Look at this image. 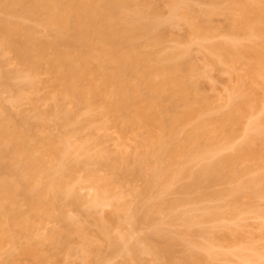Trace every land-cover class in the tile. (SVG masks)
I'll list each match as a JSON object with an SVG mask.
<instances>
[{
    "label": "rangeland",
    "instance_id": "rangeland-1",
    "mask_svg": "<svg viewBox=\"0 0 264 264\" xmlns=\"http://www.w3.org/2000/svg\"><path fill=\"white\" fill-rule=\"evenodd\" d=\"M22 1L0 0V20L23 24L35 42L55 44L58 37L75 35L73 27L60 33L46 10ZM136 1L128 8L130 14L138 10ZM142 2L155 12L152 19L142 20L155 24L156 35L142 33L131 44L157 59L177 53L182 71L191 70L180 74L189 75L195 87L191 100L200 98L207 107L173 140H166L168 149L182 147L202 120H210L208 129L224 126L230 138L218 137L208 145L210 151L184 147L185 155L182 150L174 159L178 170L172 168L177 171L170 176L181 174L183 166L185 175L174 178L170 188L164 179L156 186L152 165L137 174V159L147 151L145 140L151 131L158 133L156 129L134 126L101 97L90 100L86 82L70 90L69 69L59 51L51 48L42 56L21 57L17 38L0 36V127L6 126L9 136L24 132L29 154L46 161V168L37 167L33 175L11 162L15 170L7 177L21 185L29 181L32 188L48 176L58 183L46 194L41 210L33 212L23 194L9 207L10 201L0 200L20 212L16 217L0 214V264H264V0ZM226 44L232 51H210ZM128 78L132 85L141 82L139 77ZM169 93L162 95V105L175 116L181 102ZM227 115L236 125L222 122ZM2 140L0 154H5L11 140ZM228 156L235 157L232 169L220 165ZM209 164L220 166L221 174L195 187L191 174ZM152 205L157 210L151 211ZM20 220L29 227L21 229ZM28 246H34L35 253L20 249Z\"/></svg>",
    "mask_w": 264,
    "mask_h": 264
},
{
    "label": "bare ground",
    "instance_id": "bare-ground-1",
    "mask_svg": "<svg viewBox=\"0 0 264 264\" xmlns=\"http://www.w3.org/2000/svg\"><path fill=\"white\" fill-rule=\"evenodd\" d=\"M73 1L74 4L69 5L66 2V0H27V4L29 8L46 10L49 16L48 21L56 25L60 33L63 31H68L71 27H73L75 32L71 30L72 28L70 29L71 31H73V34L75 33L73 37L71 36L65 39L63 38L64 40L61 37H58L55 44L35 42L34 35L30 30H28L23 24L14 23L9 19L0 20V36L5 38H9V37L17 38L18 42L22 47L21 51L19 52V55L21 57L29 58L32 55L42 56L47 49H51V48L55 49L56 51H59L62 57L64 58L65 65L69 69L68 76L70 78V86H69L70 90L74 91L76 90L77 84L86 82L88 84V94L90 96V100H92L93 98L101 97L107 101V106L110 110H112L118 115L126 116L134 126H146L149 128L156 129L158 133L151 131L148 138L145 140L147 151L145 152L144 155L142 154L141 156H139L140 158L139 160L137 159L138 161L137 163L140 166V167L138 166L139 169L137 170L138 171L137 174L138 173H139L138 175L143 174L141 172L143 171L145 165H152L153 166V170L151 171L152 173L151 177L153 178L152 181L156 184V186H158L157 183H159L160 185V183L164 179V182L166 181L167 183L166 182L163 183L165 185L167 184L168 186V184H170L172 181L175 182L174 178L176 179L181 174L185 175L183 173H186L184 172L183 169L184 166L183 167L180 166L182 168L179 169V172H182V170L183 172L177 175V177H175V174H173L174 176H170L172 174V171L175 169L174 167H176V169L179 167L178 166L179 164L175 163L176 161H174V159L178 153H181L180 154L181 156L183 155L182 150L184 147L190 148L192 146L193 147L197 146L199 148L201 147L200 149L202 150L207 148L206 150L210 151V147L213 146L212 142L214 144V141L216 142V139L218 137L221 138V136L223 135L229 137L231 133L224 132L222 130L224 126L221 128L218 126L212 129H210L211 128L210 127L208 129V127L211 124L210 120L209 122L202 120L203 122L201 121L198 122L196 127L194 128V131L192 130L193 132L186 138V140L188 139V141L187 142L185 141L186 144V145L184 144L185 146L184 145L182 147L180 146V148H176L177 147L176 146L174 148L168 149L167 142L169 141V139L173 140L175 136L179 134L182 129H184L185 126L193 122L196 116L201 114V112L203 111L204 112L207 111L204 110V108L206 109L207 107H205L204 105L201 106L203 102H200L201 101L200 98L195 99L197 101L193 102L194 99L191 94H193V92H196V90L194 91L195 87H193L192 84L190 83L189 81L190 79L188 78L189 75H187L186 77L183 76L181 77L182 74L183 75L185 74L183 71L186 69L190 70V68L188 69L187 67L182 71L184 64L182 63L183 64L182 65L180 64V62L175 61V59L177 58L176 57L177 53H174L169 56L168 54L159 55L161 58L157 59L156 57H154L155 56L154 54L152 53L146 54V52H144L145 54L141 53L142 49L140 47L139 49L137 45L134 46L131 44L135 42L137 38H140L142 33L144 36L145 32L150 33L151 31L155 30L154 23L150 22L151 24L150 23L148 24L147 23L148 20H146L145 21L147 23L146 24L142 20L143 18L145 17L147 18L148 16L149 17L151 16L150 18L152 19L154 17L153 15L155 14V12L153 13L152 9H151L152 12H150V10L148 11L147 7H145L146 3L144 2L145 3L144 4L142 0L139 1L137 0L138 2L136 1L137 2L136 6L138 7V10H136L137 8H134L136 12L131 11L132 12L131 14L129 13L130 10H128V8H131L132 6L135 7V2H134L135 0H73ZM16 2L22 3L23 1L16 0ZM172 9L175 8L172 7ZM9 10L6 11L9 12ZM262 10L264 11V9ZM171 11L172 13H174L173 10ZM213 13L214 12H212V14ZM174 14L176 15L177 13L175 12ZM259 17H260V13H259ZM23 32H26V34H23ZM153 32H152V36L156 33ZM208 33L209 31L207 30L206 34L210 36ZM156 40H158V38H156ZM152 41L156 43L155 40ZM227 45L228 44H226V46L225 45L218 47L212 46L213 48L210 47L209 48L210 51L213 52L228 53L232 51V49L229 46L227 48ZM70 47L74 48L71 51L72 53L62 51L63 48H70ZM229 49L230 51H228ZM179 51L181 53V50ZM52 62L53 64H56L57 61L52 60ZM190 72L191 70L189 71V73ZM126 73L128 74L127 75L128 77L132 78L133 81H135L139 77L137 80L138 82L140 81L141 82L139 84L136 83L132 85L135 82L131 84L130 82L132 81L130 80V78H128L130 81L126 80L127 77L125 75ZM140 78L141 80L139 81ZM143 90L144 92L146 91L147 93L144 94ZM167 90L170 91L169 95L171 97L174 98L178 97V99H180L181 102L182 109L179 112L177 111V113H175V116L170 115L168 113V110L165 111L166 109L163 108L164 106L162 105L161 98H163L162 95ZM111 98H113V100L115 99V101L111 102V100H109ZM90 103L91 102H88V104ZM165 114L168 115L169 117L165 116ZM235 120L236 119L233 118V116L231 118V115L230 116L227 115V117L223 118L222 122L223 123L228 122L230 124V122L233 121L232 123L236 125ZM234 124H230V125L234 126ZM5 127L4 126L0 127L1 128L0 142L3 141L2 139L5 140L4 142H6L7 138L8 140L10 139L11 141L9 142L11 143L9 142L8 143H9V147L11 146L10 147L11 149L8 150L7 148L9 147H7L6 149L8 151H6L5 154L4 152L3 154H0V200L2 199L3 201L5 199L10 201V203H8V207H9V205H12L11 203L16 204V201L14 200V198H16L15 196H18L19 194L20 195L23 194L22 195L23 198L24 196L26 197V201L31 206L30 209H32L33 212L34 210L37 209L41 210L40 208L42 207V204L46 199L45 198L46 194L49 195L53 193L56 187L58 186V183L55 182V176L46 177V179H44L45 180L44 184L43 182H41L39 186L32 185L33 188L31 187L29 181L27 182L25 181L24 185L23 184L21 185V183L23 182L17 184L9 180L10 178L8 179L7 175L8 174L12 175L13 171L15 170V169L14 170L11 169L13 166L11 165V162L14 163V165L15 164L23 165L24 169L23 168L22 169L26 171L25 173L29 175L31 174L33 175L34 171H37L36 168L43 167L46 164V161H42L37 158H34L29 154L27 140H26L27 136L24 132H19V130H17L16 134L13 133L12 135L9 136L8 134H6L8 133V131ZM202 138L204 139V144L202 141H199ZM167 139L168 141H166ZM202 144L203 146H201ZM208 145H210V147H208ZM199 148L198 150H196L197 148H194V150L199 151L200 150ZM183 152L185 155L186 150L184 149ZM192 155L193 154H191L190 157ZM23 157H26V159L24 160ZM234 159L235 157L229 158L228 156L227 159L220 160L221 161L220 165L225 166V168L227 169H232ZM6 160H8L7 162L10 161V163L9 164H7V162L5 163ZM219 167L213 164H209V166L206 165L204 167H201V169L198 170V172H195V174L194 173L191 174L193 175L192 178L194 180V186L196 187L199 184H202L203 182H207V180L212 181L213 178L214 179L217 178L221 174L218 173L221 172L219 170ZM172 168L174 169L172 170ZM174 182L171 183V186L172 184H175ZM26 183L28 186L30 185L29 186L30 188H28ZM155 184L152 185L154 186ZM168 188H170V185L168 186ZM30 193L31 195L28 196V194ZM4 206L6 205L2 206L0 203L1 215H10V217H16L18 214L20 215V212L18 210H17L18 211L17 214V211H15L14 209L6 208ZM150 209L151 211L152 210L155 211V209L157 210V208L154 205H152ZM23 221L24 220H22L20 223L21 229L22 227H26V228L29 227L26 226L27 223ZM14 224L11 227H14ZM3 232L4 231H2V233ZM12 234L13 232H11V235ZM6 235H8V233H6ZM11 235L9 236L11 237ZM11 240L14 244L15 240L13 241L12 238ZM20 249L25 254L35 253L36 251L34 246H28V248H23V249L20 248ZM150 251L153 252V250ZM157 254L159 255L158 252ZM212 256L214 255L212 254ZM212 256L210 257L212 258ZM247 259H249V256H247ZM200 261L202 262L203 260ZM185 262L182 263L188 264L187 263L188 261Z\"/></svg>",
    "mask_w": 264,
    "mask_h": 264
}]
</instances>
